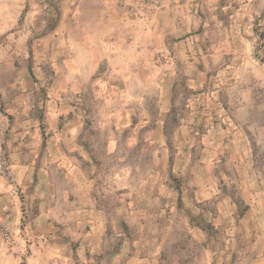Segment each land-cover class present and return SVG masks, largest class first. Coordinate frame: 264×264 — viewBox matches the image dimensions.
Here are the masks:
<instances>
[{"label":"rangeland","instance_id":"obj_1","mask_svg":"<svg viewBox=\"0 0 264 264\" xmlns=\"http://www.w3.org/2000/svg\"><path fill=\"white\" fill-rule=\"evenodd\" d=\"M0 264H264V0H0Z\"/></svg>","mask_w":264,"mask_h":264}]
</instances>
